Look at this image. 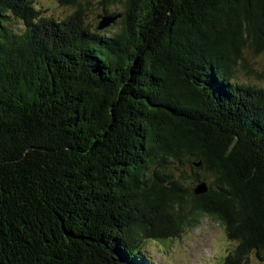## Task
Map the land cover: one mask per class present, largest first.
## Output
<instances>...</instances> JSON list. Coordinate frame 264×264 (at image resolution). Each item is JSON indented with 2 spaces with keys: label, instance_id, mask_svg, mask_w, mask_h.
<instances>
[{
  "label": "trees",
  "instance_id": "trees-1",
  "mask_svg": "<svg viewBox=\"0 0 264 264\" xmlns=\"http://www.w3.org/2000/svg\"><path fill=\"white\" fill-rule=\"evenodd\" d=\"M59 1L0 0V264H147L202 216L264 264V89L233 81L264 0H121L113 34Z\"/></svg>",
  "mask_w": 264,
  "mask_h": 264
},
{
  "label": "rangeland",
  "instance_id": "rangeland-1",
  "mask_svg": "<svg viewBox=\"0 0 264 264\" xmlns=\"http://www.w3.org/2000/svg\"><path fill=\"white\" fill-rule=\"evenodd\" d=\"M84 14V24L95 30L98 21L108 14L120 12L121 0H76ZM43 14L57 20L70 15L74 8L59 0H34ZM17 25V24H16ZM118 29V20L106 27L108 34ZM243 67L233 77L238 84L264 89V53H253L249 48L242 53ZM190 174V170H188ZM189 185L190 182H187ZM192 187L194 185H191ZM235 244L226 239L222 228L207 216L200 217L197 226L185 230L180 237L162 242L145 241L142 256L147 264H219ZM222 264V262L220 263ZM245 264H263L254 253Z\"/></svg>",
  "mask_w": 264,
  "mask_h": 264
},
{
  "label": "water",
  "instance_id": "water-1",
  "mask_svg": "<svg viewBox=\"0 0 264 264\" xmlns=\"http://www.w3.org/2000/svg\"><path fill=\"white\" fill-rule=\"evenodd\" d=\"M116 17L106 16L102 17L98 23L97 29L102 30L106 27H108L110 24H112L115 21ZM199 164H197L198 166ZM207 191V187L205 183L197 184L194 188V194L195 195H201Z\"/></svg>",
  "mask_w": 264,
  "mask_h": 264
}]
</instances>
